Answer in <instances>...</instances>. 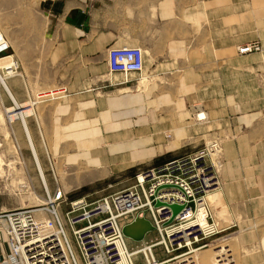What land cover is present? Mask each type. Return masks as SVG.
Here are the masks:
<instances>
[{
	"label": "crops",
	"instance_id": "obj_1",
	"mask_svg": "<svg viewBox=\"0 0 264 264\" xmlns=\"http://www.w3.org/2000/svg\"><path fill=\"white\" fill-rule=\"evenodd\" d=\"M46 2L48 7H42ZM256 6V0H40L39 34L26 41L24 59L42 64L37 67L26 62L25 80L29 75L46 77L49 88L42 93L56 96L45 117V123L50 124L48 138L77 141L80 148L99 140L135 139L138 134L135 141L141 145L146 129L140 127L147 124V115L164 107L175 117L180 109L178 117L185 121L175 120V144L165 149L168 151H140L143 157L166 153L172 157L185 147V138H192L186 129L192 116L187 107L206 110L207 129L231 123L247 127L256 120L264 131V105L256 104L259 110H249L246 107L252 105H244L242 100H226L218 85L225 55L233 50L225 47L226 20L230 23L235 14ZM121 46L141 47L144 68L134 73L131 81L116 85L110 82L107 53ZM13 55L19 58L15 52ZM116 76L122 78L121 74ZM134 82L136 90L132 91ZM11 86L16 87L17 81H11ZM230 113L233 118L227 120ZM250 137L246 134L225 140L222 147L219 200L232 208L247 200L249 188H259L264 194V133L254 145ZM117 145L114 142L112 148H121ZM132 154L133 158L138 156L137 151ZM7 249V236L0 226V255Z\"/></svg>",
	"mask_w": 264,
	"mask_h": 264
},
{
	"label": "rangeland",
	"instance_id": "obj_2",
	"mask_svg": "<svg viewBox=\"0 0 264 264\" xmlns=\"http://www.w3.org/2000/svg\"><path fill=\"white\" fill-rule=\"evenodd\" d=\"M39 3L40 0H0V27L13 47L9 54L12 59H16L14 52L19 57L16 59L18 64L14 62L17 74L6 77V82L18 103L24 104V108L33 103L30 105L33 107V113L26 117V120L45 174L44 180L28 147L21 119L9 122L6 109L14 108L15 103L6 92L7 88L4 89L0 85V213L42 204L40 200L44 201L46 191L55 188L54 175L59 178L69 199L84 195L89 199H97L125 189L133 184L139 170L171 158L167 156L168 153L145 157L139 154H143L140 151H163L171 144L174 145V122L185 121L178 117L180 109L176 117L170 115L168 107L156 109L155 113L147 115V124L140 127L146 129L142 134L139 133L145 137L144 142L138 145L135 141L138 137L136 134L135 139L114 141L120 144L117 145L121 147L119 149H113L114 142L107 140L94 141L91 145L86 144L79 148L77 141L49 139L47 128L50 124L45 123V117L50 113L56 96L39 97L42 91L49 88L45 85L46 77L29 75V80H25L26 62L29 66L36 63V66L40 67L42 64L40 60L24 59L26 41L30 42L31 37L39 34ZM256 4L257 6L249 11L235 14L230 23L226 20L225 47H232L233 50L231 54L225 55L227 57L224 65L220 68H224V72L223 76L219 75L218 84L222 89L219 93L226 100L232 97L242 100L244 105H252L246 107L249 110H259L255 109L256 104L264 105V0H256ZM26 20L29 23L27 35ZM246 45H254L255 49L251 53L241 54L240 48ZM29 48L31 51L30 45ZM8 60L3 59L0 64L8 65ZM13 80L17 81L16 87L11 86ZM116 80L120 81L121 77H114L112 83L116 84ZM133 85L130 90L135 91V82ZM187 108L192 112V116L186 129L190 131L192 138H185V147L177 149L172 157L217 141L220 145L218 158L223 169L221 152L225 140H237L240 135L248 134L252 136L250 142L254 145L264 133L258 123L263 118L258 119V124L255 120L247 127L238 124L234 127L231 123L226 124V127L221 124L218 128L215 124L207 129L204 127L208 120L206 110L193 111ZM200 113H205L206 118L197 119ZM230 118H233L232 113L227 116V120ZM99 144V147L96 146ZM105 151H126L128 154L108 155ZM133 151L138 154L135 158ZM91 152L102 154L92 156ZM248 190L247 200L235 208L219 200L221 192L210 194L208 201L213 200L210 204L213 205L214 218L216 217L221 232L209 241L202 242L196 247V251L165 264H189V261L191 264H264V194L259 188L252 187ZM65 207L67 206L64 205ZM151 237L154 238L155 235ZM131 243L135 244L134 241ZM138 264H144L140 256Z\"/></svg>",
	"mask_w": 264,
	"mask_h": 264
},
{
	"label": "built area",
	"instance_id": "obj_3",
	"mask_svg": "<svg viewBox=\"0 0 264 264\" xmlns=\"http://www.w3.org/2000/svg\"><path fill=\"white\" fill-rule=\"evenodd\" d=\"M10 48L0 33V58ZM144 56L138 46L111 48L109 72L128 79L143 70ZM219 146L212 141L142 168L129 187L97 199H69L54 175L55 188L46 191L43 204L0 213L8 242L0 264H138L139 256L144 264H165L196 251L221 232L208 201L223 186ZM173 204L182 206L174 218ZM136 218L149 220L154 231L132 245L123 228Z\"/></svg>",
	"mask_w": 264,
	"mask_h": 264
},
{
	"label": "bare ground",
	"instance_id": "obj_4",
	"mask_svg": "<svg viewBox=\"0 0 264 264\" xmlns=\"http://www.w3.org/2000/svg\"><path fill=\"white\" fill-rule=\"evenodd\" d=\"M0 33H2V35L5 37L6 41L9 43V45H11V43L8 40V38L5 35V33L1 30V27H0ZM11 49H12V46H11L10 50L8 51L6 57L0 58V61L3 60V59H9L8 61H10L8 63V65L6 64L5 66H4L3 63L0 64V85L4 89L7 88L6 89L7 91L6 90L5 91L7 93H9L10 99H12L13 102L15 103V107L14 108L6 109L7 117H8L9 122H13V121L17 120L18 118L21 119L22 125H23L24 134H25V136L27 138L28 147L31 150L33 159L35 161V164L37 165V169L39 170L41 176L45 180V174H44V171L42 169V164H41V161H40V158H39V154H38L36 145L34 143V140L32 138V135H31V132H30L29 126L27 124V120H26V117H28L31 113H33V109H32V107L31 108H24V104L18 103L15 95L11 92V90L9 89V85L6 82V77H8L10 75L13 76V75H15V72H16V69H15V66L16 65H14L15 59H12L11 58V55L9 54L10 51H11ZM107 55H108V53H107ZM116 74H119V73H113V74H111L109 72L110 82L111 83L113 82L112 80L114 78V75H116ZM132 75H130L128 79H125V77L122 76V78H121L120 81H115L114 83H116V84H124V83H127V82L131 81ZM49 95H50V93H46V94L45 93H42L39 97H42L43 98V97L49 96ZM204 118H206L205 113H200V114L197 115V119H199V120L204 119ZM212 201H210V202H212ZM43 202L44 201L40 200V203L43 204ZM189 264H191L190 261H189ZM220 264H222V263H220Z\"/></svg>",
	"mask_w": 264,
	"mask_h": 264
},
{
	"label": "water",
	"instance_id": "obj_5",
	"mask_svg": "<svg viewBox=\"0 0 264 264\" xmlns=\"http://www.w3.org/2000/svg\"><path fill=\"white\" fill-rule=\"evenodd\" d=\"M161 203H158L160 205ZM173 210V218L180 212L182 206L173 204L170 205ZM172 218V219H173ZM154 231L152 223L145 218H136V220L123 228L124 235L132 241L142 242L146 235Z\"/></svg>",
	"mask_w": 264,
	"mask_h": 264
},
{
	"label": "trees",
	"instance_id": "obj_6",
	"mask_svg": "<svg viewBox=\"0 0 264 264\" xmlns=\"http://www.w3.org/2000/svg\"><path fill=\"white\" fill-rule=\"evenodd\" d=\"M48 4H49L48 2L43 3V4H42V7L47 8V7H48Z\"/></svg>",
	"mask_w": 264,
	"mask_h": 264
}]
</instances>
